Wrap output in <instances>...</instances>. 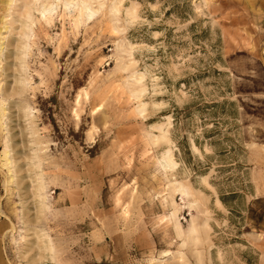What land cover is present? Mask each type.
<instances>
[{"label": "rangeland", "instance_id": "rangeland-1", "mask_svg": "<svg viewBox=\"0 0 264 264\" xmlns=\"http://www.w3.org/2000/svg\"><path fill=\"white\" fill-rule=\"evenodd\" d=\"M256 199L264 0H0V264H264Z\"/></svg>", "mask_w": 264, "mask_h": 264}, {"label": "trees", "instance_id": "trees-1", "mask_svg": "<svg viewBox=\"0 0 264 264\" xmlns=\"http://www.w3.org/2000/svg\"><path fill=\"white\" fill-rule=\"evenodd\" d=\"M221 201H222L224 204H226V201H225L224 198H222ZM262 203H264V199H256V200H255V204H256V205H260V204H262Z\"/></svg>", "mask_w": 264, "mask_h": 264}, {"label": "bare ground", "instance_id": "bare-ground-1", "mask_svg": "<svg viewBox=\"0 0 264 264\" xmlns=\"http://www.w3.org/2000/svg\"><path fill=\"white\" fill-rule=\"evenodd\" d=\"M89 12H90V10H89ZM88 16H89V14H88ZM170 161V160H169ZM195 232V227H194V225H190V233H194ZM191 235V234H190ZM193 235V234H192ZM195 235V234H194Z\"/></svg>", "mask_w": 264, "mask_h": 264}]
</instances>
